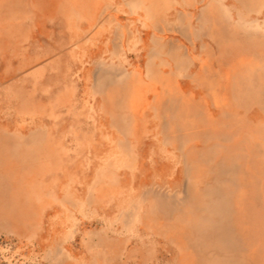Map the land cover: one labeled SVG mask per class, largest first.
<instances>
[{"label":"rangeland","instance_id":"obj_1","mask_svg":"<svg viewBox=\"0 0 264 264\" xmlns=\"http://www.w3.org/2000/svg\"><path fill=\"white\" fill-rule=\"evenodd\" d=\"M0 264H264V0H0Z\"/></svg>","mask_w":264,"mask_h":264}]
</instances>
